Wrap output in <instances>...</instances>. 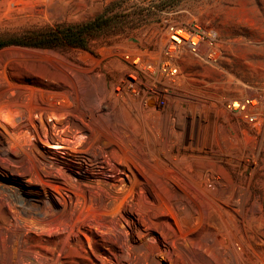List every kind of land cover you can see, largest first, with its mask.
<instances>
[{"label":"rangeland","instance_id":"obj_1","mask_svg":"<svg viewBox=\"0 0 264 264\" xmlns=\"http://www.w3.org/2000/svg\"><path fill=\"white\" fill-rule=\"evenodd\" d=\"M112 1L0 0V37ZM108 15L86 48L0 49V264H264V0ZM190 24L218 33L217 65L183 51L170 76L167 27ZM246 97L253 122L225 106Z\"/></svg>","mask_w":264,"mask_h":264},{"label":"built area","instance_id":"obj_2","mask_svg":"<svg viewBox=\"0 0 264 264\" xmlns=\"http://www.w3.org/2000/svg\"><path fill=\"white\" fill-rule=\"evenodd\" d=\"M166 42L164 43L163 55L159 62L161 69L166 74L173 76L177 72L174 59L179 57L183 51H187L192 56L217 65L220 56L218 33L212 28H206L199 24L189 26H168L166 30ZM226 108L238 113L242 119L253 122L255 113L253 112L257 103L249 97L243 99H232L226 102Z\"/></svg>","mask_w":264,"mask_h":264},{"label":"trees","instance_id":"obj_3","mask_svg":"<svg viewBox=\"0 0 264 264\" xmlns=\"http://www.w3.org/2000/svg\"><path fill=\"white\" fill-rule=\"evenodd\" d=\"M123 1L125 0L112 1L105 6L104 11L101 14L89 21L76 25L70 24L64 27L60 26L51 28L34 39L24 40L16 37H0V49L7 46L49 47L60 43L86 48L89 37L103 30L105 27L110 26L112 20L110 19L111 17L108 15V12L111 11L115 5L120 4V2ZM155 8L159 10L162 9L158 4Z\"/></svg>","mask_w":264,"mask_h":264},{"label":"bare ground","instance_id":"obj_4","mask_svg":"<svg viewBox=\"0 0 264 264\" xmlns=\"http://www.w3.org/2000/svg\"><path fill=\"white\" fill-rule=\"evenodd\" d=\"M153 101H154V100L149 99L148 103H153ZM2 115H3V113H2ZM0 116H1V115H0ZM5 118H7L6 115H5ZM7 119H9V118H7ZM7 119H6V120H7ZM9 122H10L13 126L15 125V121H14V120L12 121V120L9 119ZM8 124H9V123H8ZM49 145H50L51 147H54V148H57V149H58V148H61V146L56 145V144H49ZM49 145H48V146H49ZM44 183H45V182H44ZM46 184H47V183H46ZM53 186H54V185H53ZM55 186H56V185H55ZM57 186H58V185H57ZM54 188H55V187H54ZM58 196H59V195H58ZM60 196H61V195H60ZM60 198H61V197H60ZM63 199H64V197H63ZM59 201H60V200H59ZM61 201H62V200H61Z\"/></svg>","mask_w":264,"mask_h":264}]
</instances>
